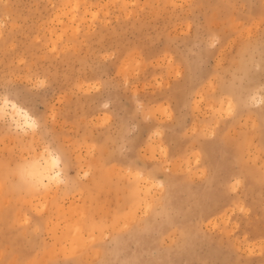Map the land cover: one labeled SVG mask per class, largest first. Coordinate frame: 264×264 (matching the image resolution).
Instances as JSON below:
<instances>
[{"label": "rangeland", "instance_id": "rangeland-1", "mask_svg": "<svg viewBox=\"0 0 264 264\" xmlns=\"http://www.w3.org/2000/svg\"><path fill=\"white\" fill-rule=\"evenodd\" d=\"M2 106L0 264H264V0H0Z\"/></svg>", "mask_w": 264, "mask_h": 264}, {"label": "bare ground", "instance_id": "bare-ground-1", "mask_svg": "<svg viewBox=\"0 0 264 264\" xmlns=\"http://www.w3.org/2000/svg\"><path fill=\"white\" fill-rule=\"evenodd\" d=\"M69 1V0H68ZM4 106L9 108L10 119L20 128L21 124L31 129H35L37 124L30 114L16 105L15 103H5ZM2 113H6V109L0 107ZM39 155V154H38ZM26 176L31 179L33 184L41 189H47L51 184H59L62 181L60 158L46 152L40 155V158L34 159L30 167L25 172Z\"/></svg>", "mask_w": 264, "mask_h": 264}]
</instances>
